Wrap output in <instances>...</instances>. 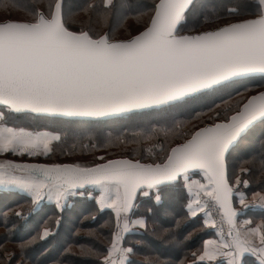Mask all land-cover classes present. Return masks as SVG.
<instances>
[{
	"label": "snow or ice",
	"instance_id": "1",
	"mask_svg": "<svg viewBox=\"0 0 264 264\" xmlns=\"http://www.w3.org/2000/svg\"><path fill=\"white\" fill-rule=\"evenodd\" d=\"M0 6L18 7L16 0H0ZM207 7L206 0H159L132 13L125 10L123 0H102L94 10L102 18L111 13L117 18L112 30L102 35L91 27L70 30L67 17L72 13L65 0H50L47 11L26 9L33 17L30 21L0 22V155L49 157L53 143L65 141L58 132L11 125L9 116L99 121L128 115L172 122L171 128L150 127L133 133L151 137L172 133L184 123L177 116L212 96L239 95L240 88L250 91L246 81L257 77L264 87V0H229L222 10L213 5L214 19L242 18L215 30L181 34L209 19ZM93 8L91 3L83 6L85 11ZM147 11L154 14L143 31L130 39H113L129 15L139 17ZM231 112L192 132L184 143L167 151L161 148L166 154L159 163L117 159L83 166L0 160V190L26 195L37 213L45 201L63 211L69 198L82 190L98 192L92 196L98 206L114 210L117 217V231L104 264H132L134 249L123 241L138 234L134 227L147 226L144 217L130 216L137 189L155 187V201L160 203L159 186L183 179L190 194L188 214L203 213V224L218 237L203 242L197 259L214 261L223 256L228 258L226 264H243L245 254H256L257 264H264V225L238 226L237 217L242 214L234 209L232 197L234 186L241 183L239 176L235 185L229 183L230 158L242 146L254 148L258 143L264 163V92L238 103ZM112 142L111 138L106 141ZM189 170L202 172L206 183L190 181ZM243 184L247 187L248 181ZM236 195L244 204L245 194ZM260 200L256 207L264 209V197ZM214 210L219 222L213 217ZM250 223L248 219L240 222ZM49 235L44 229L42 238Z\"/></svg>",
	"mask_w": 264,
	"mask_h": 264
},
{
	"label": "trees",
	"instance_id": "2",
	"mask_svg": "<svg viewBox=\"0 0 264 264\" xmlns=\"http://www.w3.org/2000/svg\"><path fill=\"white\" fill-rule=\"evenodd\" d=\"M158 2L159 0H123L125 10L132 13L141 5L150 7ZM16 3L18 7L14 9L0 6V14L7 15L0 22L30 21L33 17L26 9L38 8L47 11L50 0H16ZM65 3L70 6L72 13L69 16L70 20L67 17L70 30H88L87 26L94 27L96 19L106 27L101 28L103 31L94 29L95 32L108 33L116 24L115 13L102 18L94 10L95 6L101 5L102 0H65ZM89 3L94 8L85 11L83 6ZM206 3L208 7L205 13L209 19L196 27L194 31L185 30L181 34L214 30L242 18L226 16L214 19L212 6L215 5L222 10L229 0H206ZM153 14L152 11H147L139 17L134 14L129 15L123 23L125 26H120L124 28V31L121 30L123 33L121 37H113V39L124 40L138 35L150 23ZM117 31L120 30L117 29ZM246 83L251 88L250 91L240 88L239 95L232 92L230 96L223 93L212 96L193 105L192 110L177 116V121L184 123L175 127L172 133H158L151 137L133 135V133L150 127L171 128L172 122L128 115L104 118L99 121L28 114L9 116L11 125L24 126L30 130L58 132L65 141L61 144L54 142L52 145L54 151L49 157L31 159L27 156H6L18 162L49 161V164L85 162L100 164L116 159L159 163L166 154L161 151V148L167 151L177 144L184 143L191 138L192 132L218 122L225 113L232 114L231 110L235 109L238 103L242 104L247 101V98L263 91L259 86L258 77ZM217 113H220V116H217ZM118 136L122 139L116 141L115 138ZM109 138L113 141L111 144L106 143ZM73 145L75 147H72ZM101 156L104 160L99 159ZM261 161L258 143L254 148L242 146L230 158L229 183L234 184L233 179L239 176L240 188L246 196L254 193L264 194V163ZM244 180L248 181L247 187L243 184ZM159 187L161 188L160 203L155 201V187L153 189L155 191L148 196L141 195V188L136 194L135 201L138 206L133 212V217H144L147 226L143 231L135 232L138 233L137 235L126 236L123 241L124 246L134 249L135 255L130 256L132 264H150V262L151 264H220L224 261L201 262L197 259L202 254L203 242L207 239H216L217 236L212 229H207V226L203 224L202 217L193 218L188 214L187 204L190 195L185 190L184 184L179 180V182ZM85 191L87 189L82 190V192ZM232 201L233 207H237L236 196L233 195ZM148 209H151V212ZM5 210L8 211L5 212ZM241 217H247L255 224L256 220H264V211L248 210ZM116 224L114 211L108 208L101 209L96 200L88 197L86 193L72 199L63 211L45 201L41 211L37 213L36 206L26 195L17 191L0 190V264H104L107 249L111 246L113 234L117 231ZM44 229L50 231L47 238H42ZM257 259L256 254H246L243 264H257ZM224 262L226 264L227 261Z\"/></svg>",
	"mask_w": 264,
	"mask_h": 264
},
{
	"label": "rangeland",
	"instance_id": "3",
	"mask_svg": "<svg viewBox=\"0 0 264 264\" xmlns=\"http://www.w3.org/2000/svg\"><path fill=\"white\" fill-rule=\"evenodd\" d=\"M7 17V15L6 14H0V20H2V19H4V18H6ZM69 20H70V17H69ZM133 25V24H132ZM125 25H123L122 27H124ZM128 26V25H127ZM127 26H126V28H127ZM130 26V25H129ZM87 27H90V26H87ZM102 27H106V26H104V25H102L101 24V22H99V21H97L96 19L94 20V27H91V28H93V29H95V30H97V29H100V30H102L103 31V29H101ZM113 27V26H112ZM122 27H119L118 28V30H120V31H115L114 32V34H113V37L114 38H116V37H121L120 35H122L123 33H122V31H124V28H122ZM122 30V31H121ZM102 31H100V34L101 33H104V32H102ZM105 34V33H104ZM130 39V38H129ZM124 40H126V39H124ZM261 89H263V91H264V87H261ZM260 90V89H259ZM255 95V94H254ZM16 157H21V156H16ZM38 157H44V156H38ZM34 158H36V157H31V159H34ZM4 159H6V158H2V159H0V160H4ZM27 163H34V162H27ZM44 163H49V161H46V162H44ZM143 163V162H142ZM80 165H83V166H93V165H95V163H91V162H85V163H79ZM197 172H199V170H190L189 171V178H190V181H196V182H199V183H206V179L204 178V176H203V173L202 172H199V174H195V173H197ZM241 172H239V174H240ZM240 181H241V179H240ZM233 182H234V185H235V178L233 179ZM180 183H183L184 184V188H185V190L189 193V191H188V188L186 187V181L185 180H183V179H181L180 180ZM241 184V183H240ZM240 184L239 185H235L234 186V189H233V191H234V196H236V200H237V207H235L234 209L236 210V212L237 213H240V214H245V213H247V211L248 210H250V211H256V210H262V211H264V209H261V208H259V207H256L257 205H259L260 204V202H261V200H260V198L261 197H264V194L263 193H258L259 195H256L257 193H254V194H251L250 196H246V194H245V196H246V199H245V203L244 204H240L239 203V196L238 195H236V193H244V191H243V189H241L240 188ZM154 189V187L153 188H151V189H148V188H146V187H141V190H140V193H141V195L143 196V197H145V196H148V195H150V193H152L153 191H155V190H153ZM145 192H147V195H145ZM84 193H86L87 194V196L88 197H92V196H98V192H95V191H93V192H91V194H89V190L87 189V191H85V192H82L81 194H77V195H74V196H72V197H70L69 198V200H68V204H70V201L72 200V199H74L75 197H80V196H82V195H84ZM190 195V194H189ZM112 210V209H111ZM242 215H238V217H237V223H238V226H240V227H242V228H248V227H252V226H254V224L251 222L249 225H241L240 224V222L241 221H243V220H245V219H247V217H241ZM203 216V213H198L197 214V216L196 217H193V218H197V217H202ZM213 217H214V214H213ZM250 221H252V220H250ZM258 221H261V223L264 225V220H256L255 222H258ZM206 226V225H205ZM223 227H224V231L226 232L227 230H228V226H227V224H224L223 225ZM207 229H212V228H210V227H208L207 226ZM213 230V229H212ZM252 239H253V237H252ZM258 243V242H257ZM246 255V254H245ZM244 255V256H245ZM244 256H243V258H244ZM242 258V259H243Z\"/></svg>",
	"mask_w": 264,
	"mask_h": 264
},
{
	"label": "crops",
	"instance_id": "4",
	"mask_svg": "<svg viewBox=\"0 0 264 264\" xmlns=\"http://www.w3.org/2000/svg\"><path fill=\"white\" fill-rule=\"evenodd\" d=\"M2 158H6V159H8V157L6 156V155H0V159H2ZM134 204H135V208H134V210H133V212L135 211V209L137 208V206H138V203H136V201H135V198H134ZM114 211V210H113ZM133 212L130 214V216H131V218H135V217H133ZM114 213H115V211H114ZM116 215V214H115ZM123 215L124 214H122V216H121V220L123 219ZM116 219H117V217H116ZM248 220H251V219H248ZM257 225H263L262 223H261V221H258V222H256L255 224H254V226H252V227H256ZM145 228H140V227H134L133 228V232L135 233V232H140V231H143ZM216 239H218V237L216 238ZM253 239L254 240H256V242H258V240L255 238V237H253ZM261 255H264V254H261ZM227 257H223V256H218L217 258H216V260H224V261H227ZM215 261V260H214ZM205 262H209V261H205Z\"/></svg>",
	"mask_w": 264,
	"mask_h": 264
},
{
	"label": "water",
	"instance_id": "5",
	"mask_svg": "<svg viewBox=\"0 0 264 264\" xmlns=\"http://www.w3.org/2000/svg\"><path fill=\"white\" fill-rule=\"evenodd\" d=\"M215 30V29H214ZM210 31V30H209ZM204 32V31H203ZM201 33V32H200ZM195 34H199V33H192V34H189V33H186L185 35H195ZM261 92H264V91H261ZM260 93V92H259ZM259 93L255 94V95H258ZM247 102V101H246ZM63 119H69V118H63ZM75 120H94V118H75ZM117 160V159H116ZM142 163V162H141ZM144 164H150V163H144ZM190 171V170H189ZM168 184H171V183H167V184H162V185H168ZM160 185V186H162ZM143 187V186H142ZM139 189H137V192H138ZM136 192V194H137ZM136 194H135V197H136ZM134 197V198H135Z\"/></svg>",
	"mask_w": 264,
	"mask_h": 264
},
{
	"label": "built area",
	"instance_id": "6",
	"mask_svg": "<svg viewBox=\"0 0 264 264\" xmlns=\"http://www.w3.org/2000/svg\"><path fill=\"white\" fill-rule=\"evenodd\" d=\"M213 214H214V218H216L218 220V222H219V213L214 210ZM225 233H227V231Z\"/></svg>",
	"mask_w": 264,
	"mask_h": 264
}]
</instances>
